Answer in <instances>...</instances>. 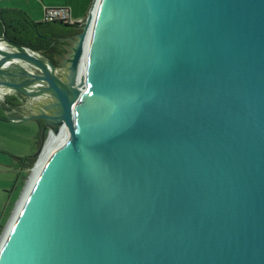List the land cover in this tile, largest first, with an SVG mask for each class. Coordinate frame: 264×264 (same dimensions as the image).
I'll use <instances>...</instances> for the list:
<instances>
[{"label": "water", "instance_id": "water-1", "mask_svg": "<svg viewBox=\"0 0 264 264\" xmlns=\"http://www.w3.org/2000/svg\"><path fill=\"white\" fill-rule=\"evenodd\" d=\"M73 27L60 68L0 36L10 120L47 131L32 172L59 134L0 264H264V0H93Z\"/></svg>", "mask_w": 264, "mask_h": 264}, {"label": "crops", "instance_id": "crops-1", "mask_svg": "<svg viewBox=\"0 0 264 264\" xmlns=\"http://www.w3.org/2000/svg\"><path fill=\"white\" fill-rule=\"evenodd\" d=\"M70 2L72 5H69ZM92 4L93 0H0V10H17L30 16L29 10L35 9L40 13L41 20L39 22H41L42 8L67 7L70 10L71 18H75L76 22H78L86 18ZM3 98L4 95L0 94V100ZM12 117L17 116L7 108L6 112L3 113V119H0V237L16 210L22 192L20 190L19 196H15L14 201H11V196L16 195L17 189L16 182L12 186L10 185V181L14 180L12 176L15 174L16 177L20 178L21 174L27 173L25 165L22 162L23 159L15 157L16 153L14 149L19 136L17 129L21 130V125H24L26 122L11 121L10 118ZM38 129L41 131L40 122H38ZM30 148L31 146H29ZM20 154L23 153L21 152ZM6 194L8 195L7 197Z\"/></svg>", "mask_w": 264, "mask_h": 264}, {"label": "trees", "instance_id": "trees-1", "mask_svg": "<svg viewBox=\"0 0 264 264\" xmlns=\"http://www.w3.org/2000/svg\"><path fill=\"white\" fill-rule=\"evenodd\" d=\"M53 24L63 25L60 22H53ZM47 25L49 23L31 22L24 13L17 10H0V36L5 34L8 39L42 55L55 65V60L61 61L66 56L70 43L61 44L57 35L41 33V30H45ZM11 101H15V98L5 96L0 100V119H3V113L6 112L7 108L12 109L14 107L10 104ZM40 148L41 141L37 144L36 153ZM34 155L22 160L27 172L35 163L36 157Z\"/></svg>", "mask_w": 264, "mask_h": 264}, {"label": "rangeland", "instance_id": "rangeland-1", "mask_svg": "<svg viewBox=\"0 0 264 264\" xmlns=\"http://www.w3.org/2000/svg\"><path fill=\"white\" fill-rule=\"evenodd\" d=\"M69 1H71V0H69ZM69 5H72L71 2L69 3ZM42 10H43V8H42ZM29 13H30V16H27V15L26 16L31 22L38 23L41 20L40 19L41 16H40V13L38 12V10L30 9ZM42 17H43V13H42ZM72 20L74 22H76L75 18H72ZM44 24H46V23H44ZM62 30L63 29L60 25L49 23V25H47L45 27V30L44 29L41 30V33L57 35ZM21 126H22V128H21L22 131L17 129L19 136L17 138V143H16V146L14 148L15 153H16L15 157L18 159H24V157L28 158V157L33 156L35 154V152L37 151V144L39 143L40 138H41V131H39V129H38V121H26V123L24 125H21ZM21 134H22V136L20 137ZM29 146H31V148H30L31 150L29 149ZM21 152L23 154H20ZM18 159H17V161H19ZM35 163H36V160H35ZM34 164H33V166H34ZM33 166H32V168H33ZM31 169L27 172V177H26V174H24V175L21 174L20 178H18V177H16L15 174H13L12 177L15 181L11 180L10 185L12 186L13 183L16 182L17 189H16V195L11 196L12 202L14 201L15 196L16 197L19 196L18 194H19L20 190H22L20 197L23 195L25 187H26V185H27V183L31 177V174H32ZM25 177H26V179H25ZM9 190H10V188H9ZM7 196L8 195L6 194V197ZM5 229L2 232L0 240L4 234ZM1 230H2V228H1Z\"/></svg>", "mask_w": 264, "mask_h": 264}, {"label": "built area", "instance_id": "built-area-1", "mask_svg": "<svg viewBox=\"0 0 264 264\" xmlns=\"http://www.w3.org/2000/svg\"><path fill=\"white\" fill-rule=\"evenodd\" d=\"M84 20L74 22L71 18L70 10L67 7L44 8L41 23L60 22L67 25L82 23Z\"/></svg>", "mask_w": 264, "mask_h": 264}, {"label": "flooded vegetation", "instance_id": "flooded-vegetation-1", "mask_svg": "<svg viewBox=\"0 0 264 264\" xmlns=\"http://www.w3.org/2000/svg\"><path fill=\"white\" fill-rule=\"evenodd\" d=\"M60 26L62 27L63 30L60 33L57 34V36L60 38L59 42L61 44H68L70 42L68 40V38L73 37L74 35H76L78 30L73 27L74 25L63 24V25H60ZM60 63H61V61L55 60V66L57 68H60ZM8 97H11V96H8ZM10 104L12 106H14L13 108H18V109L22 108L20 102L18 100H16V99H15V101H11ZM15 116H17V114H15ZM39 122L41 124V133L43 135H45V137H46L47 131H45V132L42 131L43 128H44V123L42 121H39Z\"/></svg>", "mask_w": 264, "mask_h": 264}, {"label": "bare ground", "instance_id": "bare-ground-1", "mask_svg": "<svg viewBox=\"0 0 264 264\" xmlns=\"http://www.w3.org/2000/svg\"><path fill=\"white\" fill-rule=\"evenodd\" d=\"M58 135H59V134H58ZM58 135H53V134H51L50 137H49V139L47 140V142H46V144H45V147H44V149H43V152H42V154H41V157L39 158V160H38V162H37V164H36V167L33 169V172H32V174H31V177H30V179H29V181H28V183H27V185H26V187H25V190H24V192H23V195L21 196L20 200L18 201V204H17V207H16L15 212L17 211V208L20 206V204H21L23 198L25 197V195H26V193H27V191H28V189H29V187H30L32 181H33L34 178L36 177V174H37V172H38V170H39V168H40V166H41V164H42L43 158L45 157V155H46L47 152L49 151L52 142L55 140V138H56ZM15 212H14V214H15ZM14 214H13V216H14ZM13 216H12V217H13ZM10 222H11V220H10ZM10 222H9V224H10ZM9 224H8V226H9ZM8 226H7V227H8Z\"/></svg>", "mask_w": 264, "mask_h": 264}]
</instances>
